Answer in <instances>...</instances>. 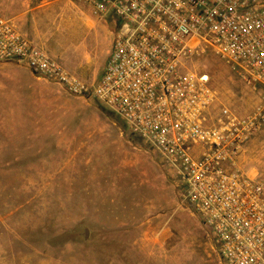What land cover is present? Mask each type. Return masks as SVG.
<instances>
[{
  "label": "rangeland",
  "instance_id": "rangeland-1",
  "mask_svg": "<svg viewBox=\"0 0 264 264\" xmlns=\"http://www.w3.org/2000/svg\"><path fill=\"white\" fill-rule=\"evenodd\" d=\"M0 14L86 84L101 77L114 29L83 4L0 0ZM189 66L218 93L213 122L224 108L244 117L258 105L212 52ZM109 110L0 62V264H224L185 184ZM239 162L264 181V126Z\"/></svg>",
  "mask_w": 264,
  "mask_h": 264
},
{
  "label": "built area",
  "instance_id": "built-area-1",
  "mask_svg": "<svg viewBox=\"0 0 264 264\" xmlns=\"http://www.w3.org/2000/svg\"><path fill=\"white\" fill-rule=\"evenodd\" d=\"M111 22L112 48L86 84L0 14V62H15L69 95L94 97L163 158L186 186L192 212L214 235L224 264H264V181L239 162L264 126V0H68ZM212 52L259 93L252 113L224 108L189 63Z\"/></svg>",
  "mask_w": 264,
  "mask_h": 264
},
{
  "label": "crops",
  "instance_id": "crops-1",
  "mask_svg": "<svg viewBox=\"0 0 264 264\" xmlns=\"http://www.w3.org/2000/svg\"><path fill=\"white\" fill-rule=\"evenodd\" d=\"M10 19H13V18H10ZM15 20H17V19H14V21ZM16 22V21H15ZM16 25H17V22H16ZM17 27H18V29H19V31L20 32H23L22 30H21V28H19V26L17 25ZM22 34V33H21ZM24 36H26V37H28V38H30L28 35H26V34H24ZM31 39V38H30ZM34 42H36L41 48H43L44 49V46H46V41H34ZM45 50V49H44Z\"/></svg>",
  "mask_w": 264,
  "mask_h": 264
},
{
  "label": "trees",
  "instance_id": "trees-1",
  "mask_svg": "<svg viewBox=\"0 0 264 264\" xmlns=\"http://www.w3.org/2000/svg\"><path fill=\"white\" fill-rule=\"evenodd\" d=\"M109 111H111V110H109ZM115 116H117V118H119L120 119V117L117 115V114H115L113 111H111ZM124 123V122H123Z\"/></svg>",
  "mask_w": 264,
  "mask_h": 264
},
{
  "label": "water",
  "instance_id": "water-1",
  "mask_svg": "<svg viewBox=\"0 0 264 264\" xmlns=\"http://www.w3.org/2000/svg\"><path fill=\"white\" fill-rule=\"evenodd\" d=\"M86 235H87V237H88V231L86 232Z\"/></svg>",
  "mask_w": 264,
  "mask_h": 264
}]
</instances>
